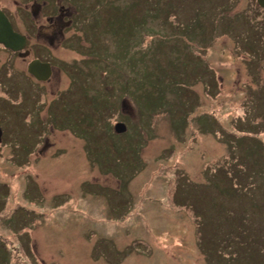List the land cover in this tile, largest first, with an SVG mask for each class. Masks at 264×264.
Segmentation results:
<instances>
[{"label": "rangeland", "instance_id": "obj_1", "mask_svg": "<svg viewBox=\"0 0 264 264\" xmlns=\"http://www.w3.org/2000/svg\"><path fill=\"white\" fill-rule=\"evenodd\" d=\"M56 2L63 30L29 38L52 77L0 73V264H264V93L247 86L249 56L212 32L213 0L176 3L179 22L199 15L182 41L162 15L133 23L145 6L133 0L0 6L16 27L29 17L43 29L39 10ZM240 7L264 23L250 0ZM189 38L216 43L193 55Z\"/></svg>", "mask_w": 264, "mask_h": 264}, {"label": "trees", "instance_id": "obj_2", "mask_svg": "<svg viewBox=\"0 0 264 264\" xmlns=\"http://www.w3.org/2000/svg\"><path fill=\"white\" fill-rule=\"evenodd\" d=\"M133 1H135V4H132L129 9H131L132 7H134V5L145 4V6L142 7L143 8L142 14L139 15L141 21H133V23H136V24H139V25H148L147 22H150V20L156 19V17L157 16H160V15L163 16V20L166 22V24L167 23L169 24V22L167 21V17L169 15L171 16L172 14H175L176 15L175 8H176V3L177 2L179 3L180 6L181 5L182 6H185V4H190L191 5L194 2V0H178V1H174V0L173 1H169L168 0L167 3H166V1H164V4L163 3L160 4V1L161 0H133ZM197 1L200 2V3H203L204 2V0H197ZM197 1L195 0L197 6H200L197 3ZM225 1L226 2H230V1H227V0H213V2L215 4L214 7L216 5H218V6L221 5L223 2L225 3ZM196 9H197V7H196ZM201 10H202V12H204L202 7H201ZM125 16L126 15L119 16V18H118L119 22H121L122 20H125V19H123ZM238 19H241L242 22L244 21V24H242V25H245L246 27H242V26L241 27L242 28H246V29L240 28V29H238V32H236V33H234V31L233 32L232 31L231 32L229 31V35L231 37H241L242 35H246L244 37H246V39H247L250 36V34H251L250 31L252 30L253 27H251L252 26L251 21L248 20V19H245L244 18V15L242 13H238L235 17L233 16L231 19L228 18L226 21L229 22V23H231V22L237 21ZM189 22H191V26H190V29H191L193 25L198 24V22H199V15H197V13H196L194 15V17L192 18V20H190ZM212 24H213V26H218V27H222L223 26L222 27L223 29L224 28H227V24L226 23H223V25H221L220 23L213 22ZM212 24H211V26H212ZM178 27H179L180 31H177L175 34H177V38H179L181 40L180 34H186V31L188 30V25H185V24L183 25V23H182V26L179 25ZM178 27H176V28H178ZM221 33H225L227 35L228 32L221 31ZM247 34H249V35H247ZM168 35H170V34H168ZM167 38L169 40V39H171V36H169V37L167 36ZM167 38H165V39L167 40ZM244 39L242 40V42H244ZM206 42H208V41H206ZM244 44L245 45L248 44L247 41ZM193 62L195 64H198L197 59H195ZM166 84H167L166 86H169V83H166ZM261 95H262V91H261V94L259 93V95H256V97L257 98H260ZM182 114H185V111ZM183 121L185 123L184 117H183ZM244 138H245L244 136H237L234 139V141H236L238 143V145H239V143ZM251 140L253 141V139H251ZM257 146H259V144H257ZM255 166H256V164H255ZM258 173L261 174L264 177V173L261 170H259ZM228 174H229V178L230 179H231V176H233V175L236 177V174L233 173V172L232 173L229 172ZM239 183H240V186L243 187L242 191H246L247 188H248V186L245 185V184H242V182H240V181H239ZM244 220H248V217L245 216ZM230 257H231V255H230ZM232 259H233V257H231V259H229V261H231Z\"/></svg>", "mask_w": 264, "mask_h": 264}, {"label": "flooded vegetation", "instance_id": "obj_3", "mask_svg": "<svg viewBox=\"0 0 264 264\" xmlns=\"http://www.w3.org/2000/svg\"><path fill=\"white\" fill-rule=\"evenodd\" d=\"M32 6H35L36 8H38V5L36 6L35 3L32 4ZM0 9H2L4 11V13L6 14V16L8 17V19L10 20V22L12 23V26H13V29L16 30L17 32L19 33H22L26 36V45L24 47L27 48V45H28V42H29V37L32 36V30L35 31V36H40L42 34V36L44 35L45 39H47L48 41H51V38H52V34L55 33V30H54V26H58L59 27V31L61 32L62 31V28L65 24V22L67 21L65 19V7L62 5V4H59L56 2V11L52 14H44L42 12V9L40 8V12L42 13V15H44V18L46 19V22L42 25L43 26V29H41L42 27L41 26H38V24H36V22L34 20H32L31 18L29 17H26L24 18L25 21H24V24H20L18 23V27H16L12 21V15L7 12L2 6H0ZM31 11V10H29ZM37 13H35L36 15ZM33 12L31 11V14H30V17H32ZM56 17V18H55ZM73 21V18L70 19ZM38 32H40V34H37ZM36 45V44H34ZM47 48V47H46ZM1 51L4 53L5 52V49L2 47L1 48ZM35 49L33 48L32 44H31V47H30V50H29V54H32V57L35 58L36 56L34 55L35 53ZM19 51H16V52H10L9 51V54L12 55V57L14 58H20L22 59L23 61L26 60V62L30 59L27 60V56L26 57H20L19 56ZM31 57V58H32ZM9 59H6V61H8ZM43 60V59H41ZM3 62V60L0 62V73L3 72L4 70V65L5 62ZM44 61H49V60H44ZM52 66H54V63H52L51 61H49ZM14 69H16V67L14 66ZM21 70V68L19 69ZM54 72V71H53ZM53 75V73H52ZM53 129V128H52Z\"/></svg>", "mask_w": 264, "mask_h": 264}, {"label": "water", "instance_id": "obj_4", "mask_svg": "<svg viewBox=\"0 0 264 264\" xmlns=\"http://www.w3.org/2000/svg\"><path fill=\"white\" fill-rule=\"evenodd\" d=\"M257 2L264 6V0H257ZM24 41V36L12 30L9 21L0 11V43L12 50H18L23 47ZM35 68H39V71H36ZM29 71L39 79H46L50 73L49 65L47 63L41 64L36 60L29 64Z\"/></svg>", "mask_w": 264, "mask_h": 264}]
</instances>
